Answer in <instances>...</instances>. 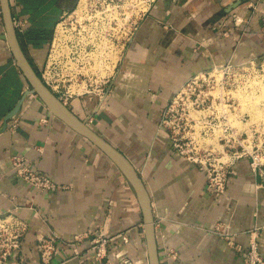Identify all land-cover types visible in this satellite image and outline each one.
Returning <instances> with one entry per match:
<instances>
[{"label": "crops", "instance_id": "crops-1", "mask_svg": "<svg viewBox=\"0 0 264 264\" xmlns=\"http://www.w3.org/2000/svg\"><path fill=\"white\" fill-rule=\"evenodd\" d=\"M80 3L8 0L23 51L39 70L56 25ZM235 16L244 23L237 26ZM263 58L264 0H155L137 23L101 108L96 112L98 101L89 97L66 106L140 174L151 199L161 264H245L252 240L264 261V189L249 162L233 166L226 193L215 194L206 175L177 154L161 126L168 105L195 75ZM26 90L28 82L0 41V217L26 226L6 264H40V240L85 234L89 238L75 245H58L50 264H97L88 249L98 226L111 239V262L130 258L149 264L137 194L100 149L55 118L36 95L26 96L1 132L5 116ZM13 156L66 189L41 192L25 184L12 171Z\"/></svg>", "mask_w": 264, "mask_h": 264}, {"label": "built area", "instance_id": "built-area-1", "mask_svg": "<svg viewBox=\"0 0 264 264\" xmlns=\"http://www.w3.org/2000/svg\"><path fill=\"white\" fill-rule=\"evenodd\" d=\"M95 2V7L89 9L86 6L85 13H80L85 15V20L81 23L76 13L77 6L67 15L72 19L69 25L73 26L74 23L72 28H67L61 21L56 25L39 78L64 106L73 99L96 98L97 112L110 93L113 78L136 30L137 22H132L131 18L126 21L125 10L121 13L123 8L114 4V1ZM98 13L101 17H97ZM123 20L126 21L125 25L120 24ZM234 22L240 26L244 23V18L235 16ZM58 25L65 31L64 34L73 38L58 41ZM13 26L16 30L19 23L13 21ZM106 39L111 45L106 46ZM66 49L68 52H63ZM115 58L117 60L113 74L104 75L106 66L112 65ZM258 70V63L249 61L243 64L229 63L223 68L216 67L201 72L179 90L163 114L161 126L169 131L172 147L182 159L197 166L206 175L207 187L215 194L226 193L231 169L243 160L249 162L251 175L260 180L258 186L264 189V120H255L250 112L242 110L238 97L243 94L254 99L255 96L262 95L257 94L259 87L262 90ZM84 82V91L72 90V86L79 90ZM259 107L263 114L264 105H257L258 109ZM87 122L92 124L93 118H89ZM14 127L12 125L10 128ZM11 168L22 182L38 191L66 189L64 186H57L46 176L35 173L23 157L13 156ZM25 230L26 226L11 216L0 217V264H6L12 253L18 250ZM219 234L227 239L230 236L222 232ZM84 236L89 238V234ZM84 236L61 239L52 235L43 238L38 244L40 264H50L58 245H75ZM121 236L125 243H129L125 234ZM110 242L105 228L98 226L88 249L97 264H135L130 258L111 262L108 257ZM74 253L78 255L76 250ZM169 256L176 259L173 251L169 252ZM244 262L264 264L255 240L250 242Z\"/></svg>", "mask_w": 264, "mask_h": 264}, {"label": "water", "instance_id": "water-1", "mask_svg": "<svg viewBox=\"0 0 264 264\" xmlns=\"http://www.w3.org/2000/svg\"><path fill=\"white\" fill-rule=\"evenodd\" d=\"M241 2L232 5L229 11L239 6ZM1 15L4 25V32L0 34V41L5 42L12 54L17 67L22 72L24 78L30 86L26 90L14 108L5 116L2 131L7 127V121L15 117L22 106L23 101L28 95H36L46 106L48 111L72 131L86 138L98 149H100L123 173L131 186L134 188L143 213L144 232L147 242L149 264H161L155 234V220L149 193L145 184L132 163L123 153L117 150L104 138L99 136L86 122L77 118L66 106H64L41 82L40 78L34 73L27 58L25 57L13 26L8 0H0Z\"/></svg>", "mask_w": 264, "mask_h": 264}, {"label": "rangeland", "instance_id": "rangeland-1", "mask_svg": "<svg viewBox=\"0 0 264 264\" xmlns=\"http://www.w3.org/2000/svg\"><path fill=\"white\" fill-rule=\"evenodd\" d=\"M130 1H131V3H130ZM114 0V4H116V5H119V6H121V8H123V9H121V13H123L124 12V10H125V14H126V16H127V19H126V21L127 20H129V18H131L130 20L133 22V21H136L137 23L141 20V18H142V16H143V14H144V12L143 11H141V9H140V6H138V4L139 3H142V2H144L145 1V3L146 4H151L152 3V1H155V0H134V1H132V0ZM96 3L95 2V0H87V6H88V8L90 9L91 7H95V4L94 3ZM89 4V5H88ZM76 13L78 14V21L81 23L83 20H85V15H80V13H85V11L84 12H80L79 10L78 11H76ZM117 16V15H116ZM135 16H136V18H135ZM134 18V19H133ZM71 17L69 18V16H66V17H64L62 20H61V23H63V24H65L66 26H67V28H69V24L71 23ZM126 21L125 20H123V21H121L120 22V24L121 25H125L126 24ZM127 25H129L128 23H127ZM73 26H74V23H73ZM73 26H70L71 28L73 27ZM124 27H126V28H128V26H124ZM133 28V27H132ZM70 29V28H69ZM123 31V30H122ZM53 34H54V32H53ZM53 34H52V37H53ZM52 39V38H51ZM47 46L44 48V51H43V53H42V62H41V66L40 67H42V68H40V70H39V73H38V75H39V77H40V72L43 70V68H44V66H45V63H46V54H47ZM45 60V61H44ZM43 62H44V64H43ZM258 63V68L260 69V70H258V71H260L259 73H260V80H261V86H262V90H261V87H259L260 89H257V94L258 95H260V94H262L261 95V97L263 98L264 97V88H263V83H264V58L261 60V61H259V62H257ZM80 71H82V70H80ZM84 72V74H85V70L83 71ZM105 73H107V71L105 72ZM113 74V73H112ZM104 75H106V74H104ZM83 84H85V82L83 83ZM76 86H72V90H73V88H75ZM262 91V92H261ZM260 96H255V98L253 99H251L250 97H248L247 96V98H249L248 100H247V98H246V96H245V98L244 99H246V100H242L241 98H240V102H241V107H242V110H244V111H250L252 114H254L255 116H259L258 114H260L261 113V110H260V107H259V109L257 108V105H264V99H260L261 98ZM258 99V100H257ZM252 100V101H251ZM240 102H239V104H240ZM246 104H247V106H246ZM257 104V105H256ZM252 110V111H251ZM256 112V113H254V112ZM258 112V113H257ZM263 113H264V111H263ZM262 114V113H261ZM262 117H263V115H262ZM261 117V118H262ZM261 120H264V118L263 119H261ZM239 125V124H238Z\"/></svg>", "mask_w": 264, "mask_h": 264}, {"label": "bare ground", "instance_id": "bare-ground-1", "mask_svg": "<svg viewBox=\"0 0 264 264\" xmlns=\"http://www.w3.org/2000/svg\"><path fill=\"white\" fill-rule=\"evenodd\" d=\"M130 1V0H129ZM132 1H134V0H132ZM142 1V0H141ZM135 2V1H134ZM153 2V1H152ZM130 3H131V1H130ZM86 6H87V0H81V3H80V5H79V7H78V9H77V11L79 10L80 12H84L85 11V8H86ZM138 6H140V9H141V11H143V12H146L148 9H149V6H150V4H146L145 3V1L144 2H142V3H139L138 4ZM97 17H101V14L100 13H98V15H97ZM56 32H57V40L58 41H60V42H62V41H64V40H67V39H72L73 37L72 36H70V35H66V34H64V30L61 28V25H58V27H57V30H56ZM94 38H95V35L93 36ZM108 44H110L109 42H107V39H106V46L108 45ZM111 45V44H110ZM63 52H68L67 51V49L66 50H64ZM52 57V56H51ZM53 57H55V56H53ZM116 60H117V58H115L114 60H113V64L112 65H108V66H106V68H107V73H105L104 72V74H112V72H113V69H114V67H115V63H116ZM76 89V87L75 88H73V91H79V92H82V91H84L85 90V84H82V86H81V88L79 89V90H75ZM249 96V95H248ZM238 97H239V100H240V98L242 99V100H246V99H244L245 98V95H238ZM261 97V96H260ZM247 98V97H246ZM264 98V97H263ZM249 98H247V100H248ZM258 100V99H257ZM252 101V100H251ZM257 105V104H256ZM246 106H247V104H246ZM252 111V110H251ZM250 112V111H249ZM254 112V111H253ZM251 113V112H250ZM254 113H256V112H254ZM258 113V112H257ZM251 115H252V117L255 119V120H261V119H263L264 118V113L263 114H258L259 116H255L254 114H252L251 113ZM262 115H263V117H262ZM262 117V118H261Z\"/></svg>", "mask_w": 264, "mask_h": 264}, {"label": "flooded vegetation", "instance_id": "flooded-vegetation-1", "mask_svg": "<svg viewBox=\"0 0 264 264\" xmlns=\"http://www.w3.org/2000/svg\"><path fill=\"white\" fill-rule=\"evenodd\" d=\"M17 38H18V41H19L20 47H21V49H22V51H23V46H22L21 38H20V36H19L18 34H17ZM23 53H24L25 57L27 58L28 63L30 64V66H31V68L33 69L34 73L39 77V75H38V73H39V66H38V64H36L35 61H34L33 59L29 58V57L27 56V54H26L25 51H23Z\"/></svg>", "mask_w": 264, "mask_h": 264}]
</instances>
